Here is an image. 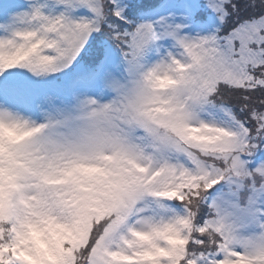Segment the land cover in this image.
Wrapping results in <instances>:
<instances>
[{
    "label": "snow or ice",
    "instance_id": "obj_1",
    "mask_svg": "<svg viewBox=\"0 0 264 264\" xmlns=\"http://www.w3.org/2000/svg\"><path fill=\"white\" fill-rule=\"evenodd\" d=\"M0 264H264V0H0Z\"/></svg>",
    "mask_w": 264,
    "mask_h": 264
}]
</instances>
